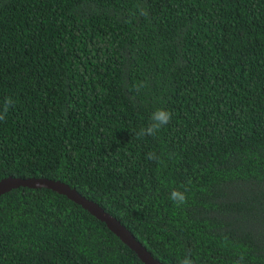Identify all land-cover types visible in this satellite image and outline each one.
<instances>
[{"label":"trees","instance_id":"16d2710c","mask_svg":"<svg viewBox=\"0 0 264 264\" xmlns=\"http://www.w3.org/2000/svg\"><path fill=\"white\" fill-rule=\"evenodd\" d=\"M6 97L0 179L68 184L163 264H264V0H0ZM157 107L171 122L137 138ZM0 264L144 263L65 195L19 187Z\"/></svg>","mask_w":264,"mask_h":264},{"label":"water","instance_id":"95a60500","mask_svg":"<svg viewBox=\"0 0 264 264\" xmlns=\"http://www.w3.org/2000/svg\"><path fill=\"white\" fill-rule=\"evenodd\" d=\"M19 187L47 188L65 195L68 199L87 210L93 217L103 222L111 232L137 254L138 258L144 264H163L154 258L118 219L105 211L98 203L81 195L75 188L70 187L68 184L60 180L45 177L22 178L9 176L0 179V195Z\"/></svg>","mask_w":264,"mask_h":264},{"label":"clouds","instance_id":"9594fccd","mask_svg":"<svg viewBox=\"0 0 264 264\" xmlns=\"http://www.w3.org/2000/svg\"><path fill=\"white\" fill-rule=\"evenodd\" d=\"M137 11L140 16H146L147 11L141 7L137 6ZM146 84L141 82L135 85L136 91L139 92ZM14 101L11 97L4 98L0 101V121H4L7 118L9 109L13 106ZM172 112L163 107L155 108L149 115L148 122L145 126L141 127L139 131L135 133L137 138L150 136L155 137L160 133L172 120ZM149 160H159V157L154 152H149L147 154ZM188 189L185 187L183 190L180 188H172L169 192V200L177 208H180L188 203ZM244 257L241 255L237 258L233 264H242ZM179 264H195V261L190 255H185Z\"/></svg>","mask_w":264,"mask_h":264}]
</instances>
